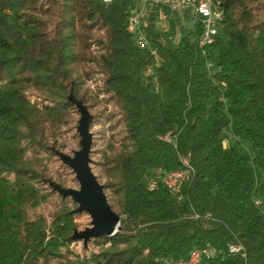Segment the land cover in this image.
<instances>
[{
  "label": "trees",
  "instance_id": "trees-1",
  "mask_svg": "<svg viewBox=\"0 0 264 264\" xmlns=\"http://www.w3.org/2000/svg\"><path fill=\"white\" fill-rule=\"evenodd\" d=\"M220 2L206 45L192 19L172 43L179 15L148 4L141 46L136 0H0V264H169L207 243L204 264H264V0ZM92 73L124 126L103 163L121 229L80 258L71 198L49 220L30 209L49 197L39 153L54 154ZM183 160L194 175L175 194L161 178Z\"/></svg>",
  "mask_w": 264,
  "mask_h": 264
},
{
  "label": "rangeland",
  "instance_id": "rangeland-1",
  "mask_svg": "<svg viewBox=\"0 0 264 264\" xmlns=\"http://www.w3.org/2000/svg\"><path fill=\"white\" fill-rule=\"evenodd\" d=\"M176 35L171 39L172 43L177 41V38L186 29L192 27L193 21L188 17L179 15L176 19ZM159 26L163 29L168 28V21L161 18ZM183 29V31H182ZM93 48H96L93 43ZM101 75L92 73L91 78L87 79L83 85V89H88L86 94V101L81 102L82 108L88 114L87 129L91 135V145L89 152V167L93 175L97 178L102 186H106L103 191L107 201L112 203L113 196L110 188L108 187L107 175L104 170V156H111L120 147V140L124 136V126L121 120L120 113L113 100L108 98V95L99 91L102 83L100 81ZM80 101V100H79ZM82 118L81 109L74 104L71 113L70 121L67 125L63 126L59 137L58 147H51L54 154L51 155L49 151H42L39 153L41 156L42 166L45 167L46 178L40 183V186L45 192L49 193L46 202L40 206L30 209L31 217L36 215H43L48 220L52 213L58 206V190L61 189H78L79 184L75 178L72 169L61 159V155H67L71 158L74 153L81 148L82 138L79 134V121ZM230 139L224 141V145L228 146ZM34 156L33 151H29L28 158ZM72 209L73 221L75 223V232H81L91 226V218L85 212H75ZM117 207L114 206L113 211L117 213ZM120 224V223H119ZM73 234V233H72ZM100 238L88 240H72L70 249L80 258L89 257L91 252L99 250Z\"/></svg>",
  "mask_w": 264,
  "mask_h": 264
},
{
  "label": "built area",
  "instance_id": "built-area-1",
  "mask_svg": "<svg viewBox=\"0 0 264 264\" xmlns=\"http://www.w3.org/2000/svg\"><path fill=\"white\" fill-rule=\"evenodd\" d=\"M108 2L109 0H104ZM157 5L167 9L171 13H176L189 19L196 20L201 26V33L198 39L200 45L211 44L217 35L220 22H215V11H222L220 0H136V6L131 11L128 18V30L136 31L137 41L143 46L145 35L143 26L148 17L146 6ZM183 168L164 173L161 178L163 185L175 194H179L181 187L190 181L194 175V168L183 160ZM150 188L155 186V181H149ZM181 197V196H180ZM178 197V199H180ZM235 246V252L242 250L241 245ZM218 255L217 249L206 244L202 247L194 248L185 259L169 261V264H204L205 261L212 260Z\"/></svg>",
  "mask_w": 264,
  "mask_h": 264
},
{
  "label": "water",
  "instance_id": "water-1",
  "mask_svg": "<svg viewBox=\"0 0 264 264\" xmlns=\"http://www.w3.org/2000/svg\"><path fill=\"white\" fill-rule=\"evenodd\" d=\"M82 111V118L79 121V134L82 138L80 150L74 153L71 158L61 155V159L72 169L79 184L78 189L57 188L62 197H69L77 205L75 212H85L91 218V226L81 232L73 231L70 240H88L102 236H112L121 229L119 224L120 216L110 207L97 178L89 167V152L91 135L88 132V114L82 108L79 101L74 102Z\"/></svg>",
  "mask_w": 264,
  "mask_h": 264
},
{
  "label": "bare ground",
  "instance_id": "bare-ground-1",
  "mask_svg": "<svg viewBox=\"0 0 264 264\" xmlns=\"http://www.w3.org/2000/svg\"><path fill=\"white\" fill-rule=\"evenodd\" d=\"M223 18V11H215V22H221ZM230 251L235 252V246H229Z\"/></svg>",
  "mask_w": 264,
  "mask_h": 264
}]
</instances>
